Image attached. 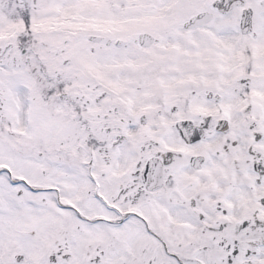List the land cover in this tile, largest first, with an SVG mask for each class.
Here are the masks:
<instances>
[{"label":"snow or ice","instance_id":"snow-or-ice-1","mask_svg":"<svg viewBox=\"0 0 264 264\" xmlns=\"http://www.w3.org/2000/svg\"><path fill=\"white\" fill-rule=\"evenodd\" d=\"M0 264H264V0H0Z\"/></svg>","mask_w":264,"mask_h":264}]
</instances>
